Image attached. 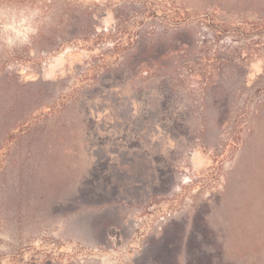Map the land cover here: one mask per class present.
I'll use <instances>...</instances> for the list:
<instances>
[{"label":"rangeland","instance_id":"374dc122","mask_svg":"<svg viewBox=\"0 0 264 264\" xmlns=\"http://www.w3.org/2000/svg\"><path fill=\"white\" fill-rule=\"evenodd\" d=\"M3 2L0 264H264V0ZM139 30L185 34L168 97Z\"/></svg>","mask_w":264,"mask_h":264},{"label":"trees","instance_id":"16d2710c","mask_svg":"<svg viewBox=\"0 0 264 264\" xmlns=\"http://www.w3.org/2000/svg\"><path fill=\"white\" fill-rule=\"evenodd\" d=\"M134 39V42H131L132 50L117 69L127 71L130 80L136 79V83L148 80L149 76H155L159 79L160 86L164 88L166 96L172 95L177 82L167 76L163 61L172 58L174 51L181 50V47L188 45L185 34L181 31L174 32L168 37L167 43L156 36L154 31L146 33L139 30ZM135 70L142 74L137 76Z\"/></svg>","mask_w":264,"mask_h":264},{"label":"clouds","instance_id":"9594fccd","mask_svg":"<svg viewBox=\"0 0 264 264\" xmlns=\"http://www.w3.org/2000/svg\"><path fill=\"white\" fill-rule=\"evenodd\" d=\"M38 13L34 9H30L28 6H22L15 3H5L0 0V19L5 21L7 25V32L10 34L9 39L16 37L20 40L26 41V36H17V31H22L21 21L26 25L28 21L34 18ZM17 20L20 22L17 23Z\"/></svg>","mask_w":264,"mask_h":264}]
</instances>
